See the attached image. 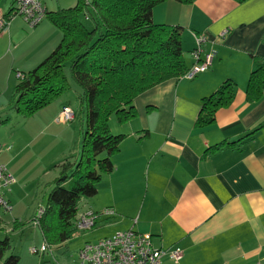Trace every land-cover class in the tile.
<instances>
[{"label":"crops","instance_id":"obj_1","mask_svg":"<svg viewBox=\"0 0 264 264\" xmlns=\"http://www.w3.org/2000/svg\"><path fill=\"white\" fill-rule=\"evenodd\" d=\"M75 3L56 0L52 6ZM10 7L6 2L0 13ZM19 19L0 37V63L9 57L14 75L32 70L60 41L59 31L45 18L30 31ZM152 22L181 28L188 68L195 63L198 36L204 38L201 57L212 53L213 58L204 73L190 80L170 79L140 94L134 99L136 116L111 125L125 138L112 157L114 170L90 200L113 213L97 211L96 221L112 219L117 231L149 233L155 248L181 249L177 263L162 257L166 264H264V94L253 103L245 98L251 55L264 58V0H192L188 5L168 0L153 8ZM223 30L227 33L220 37ZM26 41L30 46L22 54L31 53L23 64L15 51ZM227 79L237 87L233 101L216 112L211 125L196 129L201 99ZM56 101L60 106L53 115L68 106ZM247 135L236 147L205 154L215 144ZM13 195L5 193L11 205Z\"/></svg>","mask_w":264,"mask_h":264},{"label":"trees","instance_id":"obj_2","mask_svg":"<svg viewBox=\"0 0 264 264\" xmlns=\"http://www.w3.org/2000/svg\"><path fill=\"white\" fill-rule=\"evenodd\" d=\"M165 1L76 0L72 7L45 12L47 21L59 31L60 41L36 67L17 79L10 104L23 117L49 106L72 89L65 73L67 66L85 115L80 155L51 167H59L64 178L57 177L51 183L42 213L34 217L49 249L76 233L80 200L94 197L98 183L114 170L112 157L119 152L125 135L111 133L110 116L115 115L120 124L133 119L137 96L167 80L181 79L190 69L183 58L181 28L152 22L153 8ZM233 1L240 4L247 0ZM83 19L92 23L90 29ZM251 62L245 87L248 103L264 94V58L251 55ZM236 90V84L227 79L203 97L194 127L211 125L216 112L231 104ZM75 117L73 112L72 120ZM248 136L215 144L205 154L236 147ZM18 261V256L10 253L8 238L0 240V264Z\"/></svg>","mask_w":264,"mask_h":264},{"label":"rangeland","instance_id":"obj_3","mask_svg":"<svg viewBox=\"0 0 264 264\" xmlns=\"http://www.w3.org/2000/svg\"><path fill=\"white\" fill-rule=\"evenodd\" d=\"M8 1L10 0H0V10ZM42 1L45 7L47 6V11L58 9L57 6H52L56 5V0ZM50 2L52 4H49ZM43 22L48 21L45 18ZM83 23L88 29L92 27V23L88 20L83 19ZM22 24L25 31L32 30L24 22ZM29 46V41H26L15 51V58L20 63H26V55H29L31 51H27L25 55L22 53ZM10 62L8 57L7 61L0 63V149H8L0 154V163L12 173V176L14 175L13 178L15 177V183L8 189L14 194V200H12L14 207L11 213H3L0 210V240L8 238L10 253L18 256V264H79L78 250L84 244L96 242L119 232L112 219L96 221L91 229H78L70 240L58 246H51L48 253L43 255L30 253L31 248H39L43 243L41 232L34 225V217L39 209L45 206L47 194L51 189V184L46 183L52 181L54 175L60 177L61 169L51 167L63 161L64 158L72 160L80 155V131L84 126L85 115L78 102L75 85L70 79L66 66L65 73L72 89L66 90L57 100L65 101L75 113L76 117L71 122H58V114L53 115V110L60 106L58 101H54L47 109H42L43 111L40 110L31 117H23L15 113L10 104L13 87L17 83L12 70L15 67L8 69ZM6 67L11 76L7 74ZM47 121L53 123L48 124L50 122ZM115 122L117 123L115 115H111L108 124L111 133L116 135L111 126ZM62 178L64 176L60 177ZM103 178L98 183L97 190ZM93 199L94 197L82 198L78 204L77 214L92 211L95 214L100 210L102 213L109 209L95 207V204L90 203ZM16 203L17 206H15ZM99 217L102 216L99 215ZM165 260L161 263L166 264Z\"/></svg>","mask_w":264,"mask_h":264},{"label":"built area","instance_id":"obj_4","mask_svg":"<svg viewBox=\"0 0 264 264\" xmlns=\"http://www.w3.org/2000/svg\"><path fill=\"white\" fill-rule=\"evenodd\" d=\"M11 7L7 13H0V37L8 32L10 22L15 18H21L30 28L39 25L45 18V10L41 0H10ZM226 30L220 32V37H224ZM197 47L192 51L194 65L184 74L181 79L190 80L197 74L204 73L210 66L213 54L208 53L201 57L199 44L204 41L203 37H196ZM16 78L22 77L21 72H16ZM73 119V112L70 107L62 106L57 121L61 123L70 122ZM8 151L7 148L4 149ZM1 151V149H0ZM15 183L12 174L9 173L3 164L0 163V210L3 213H11L12 205L5 197L6 191ZM42 213L39 209L36 217ZM112 210L108 209L101 214L112 215ZM35 217V219H36ZM34 219V225L37 221ZM96 224V215L92 212L77 214L76 228L79 230L91 229ZM136 224V220H134ZM49 247L43 242L39 248H31V254H45L49 252ZM167 258L173 262L182 257L179 248L159 249L151 244L149 233L139 232L135 229L119 231L109 237L93 243H86L78 250L79 264H161V258Z\"/></svg>","mask_w":264,"mask_h":264},{"label":"bare ground","instance_id":"obj_5","mask_svg":"<svg viewBox=\"0 0 264 264\" xmlns=\"http://www.w3.org/2000/svg\"><path fill=\"white\" fill-rule=\"evenodd\" d=\"M44 7V6H43Z\"/></svg>","mask_w":264,"mask_h":264}]
</instances>
